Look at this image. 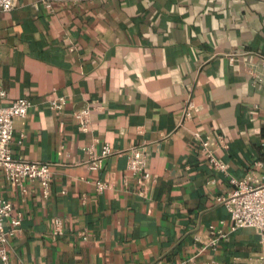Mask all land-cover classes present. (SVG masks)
<instances>
[{"label":"crops","instance_id":"obj_1","mask_svg":"<svg viewBox=\"0 0 264 264\" xmlns=\"http://www.w3.org/2000/svg\"><path fill=\"white\" fill-rule=\"evenodd\" d=\"M262 75L264 0H15L0 11L5 103L32 101L12 151L52 169L48 196L0 172V197L23 213L11 264H264L257 230L233 231L220 201L237 188L231 178L264 183ZM59 96L68 103L55 111ZM84 107L88 133L73 118ZM195 132L227 142L215 152L227 173ZM105 144L112 154L91 171L87 148ZM134 147L152 181L129 169Z\"/></svg>","mask_w":264,"mask_h":264},{"label":"built area","instance_id":"obj_2","mask_svg":"<svg viewBox=\"0 0 264 264\" xmlns=\"http://www.w3.org/2000/svg\"><path fill=\"white\" fill-rule=\"evenodd\" d=\"M74 1L88 2L93 0ZM14 3L15 0H0V11L13 10ZM231 60H234L233 56H231ZM256 81L264 85V75L257 78ZM7 97V91L0 82V172L13 185L22 186L25 180L38 181L41 184L43 195L48 196L52 182L50 164L16 157L11 147L15 132V120L29 114L32 101L28 97H23L5 103ZM67 103L68 99L65 96H59L49 101L50 108L55 111H61ZM195 107L192 101L186 104L184 113L186 119L192 117ZM91 114L92 109L90 107L76 110L73 114L79 128L85 133L90 132L92 128ZM194 136L199 141L200 151L207 157L210 166L216 171L227 173V165L215 153L217 147L228 148V144L223 137L218 136L214 140L212 137L203 136L199 132H195ZM87 151L90 154L89 169L91 171L98 170L102 166L103 159L112 154L110 144H105L100 153H95L93 147L87 148ZM128 159V167L134 175L139 176V183L144 184L146 181H152V177L147 170L144 147L132 148ZM231 182L237 185V188L228 197L221 198L220 201L228 208L232 230L253 227L257 230L260 241L264 244V183L257 186H246V181H238L235 178H231ZM107 188V183L97 181L99 192H103ZM22 221L23 213L16 211L10 200L0 197V264H11L9 245L12 237L19 231ZM53 229L57 236L64 233L61 217L54 219ZM217 240L218 238H214L209 245L213 246L217 243ZM204 248H207V245Z\"/></svg>","mask_w":264,"mask_h":264}]
</instances>
